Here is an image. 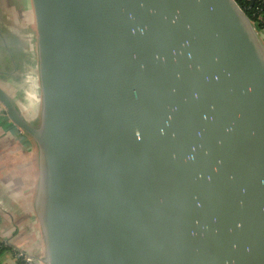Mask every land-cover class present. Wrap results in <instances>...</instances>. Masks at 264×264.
Returning a JSON list of instances; mask_svg holds the SVG:
<instances>
[{"label":"water","instance_id":"1","mask_svg":"<svg viewBox=\"0 0 264 264\" xmlns=\"http://www.w3.org/2000/svg\"><path fill=\"white\" fill-rule=\"evenodd\" d=\"M32 3L40 109L0 105L36 145L37 259L264 264V35L236 0Z\"/></svg>","mask_w":264,"mask_h":264},{"label":"crops","instance_id":"2","mask_svg":"<svg viewBox=\"0 0 264 264\" xmlns=\"http://www.w3.org/2000/svg\"><path fill=\"white\" fill-rule=\"evenodd\" d=\"M0 84L23 111L40 109L36 19L32 0H0ZM28 98V99H27ZM39 168L34 141L0 105V264H19L17 251L43 257L35 200Z\"/></svg>","mask_w":264,"mask_h":264},{"label":"trees","instance_id":"3","mask_svg":"<svg viewBox=\"0 0 264 264\" xmlns=\"http://www.w3.org/2000/svg\"><path fill=\"white\" fill-rule=\"evenodd\" d=\"M239 6L245 11L248 17L256 24L257 28L263 32L264 31V5L255 1L252 3L250 0H236ZM264 35V32H263ZM7 248L0 244V253Z\"/></svg>","mask_w":264,"mask_h":264},{"label":"built area","instance_id":"4","mask_svg":"<svg viewBox=\"0 0 264 264\" xmlns=\"http://www.w3.org/2000/svg\"><path fill=\"white\" fill-rule=\"evenodd\" d=\"M255 1H259L264 5V0H255ZM15 258L19 262V264H42L36 257L30 254L24 253L23 251H17L15 253Z\"/></svg>","mask_w":264,"mask_h":264},{"label":"rangeland","instance_id":"5","mask_svg":"<svg viewBox=\"0 0 264 264\" xmlns=\"http://www.w3.org/2000/svg\"><path fill=\"white\" fill-rule=\"evenodd\" d=\"M9 264V262H7Z\"/></svg>","mask_w":264,"mask_h":264}]
</instances>
